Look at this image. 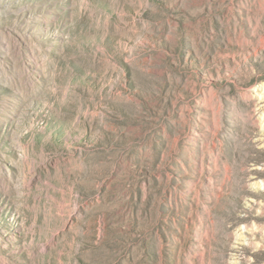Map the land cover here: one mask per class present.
<instances>
[{
    "label": "rangeland",
    "instance_id": "rangeland-1",
    "mask_svg": "<svg viewBox=\"0 0 264 264\" xmlns=\"http://www.w3.org/2000/svg\"><path fill=\"white\" fill-rule=\"evenodd\" d=\"M0 264H264V0H0Z\"/></svg>",
    "mask_w": 264,
    "mask_h": 264
}]
</instances>
